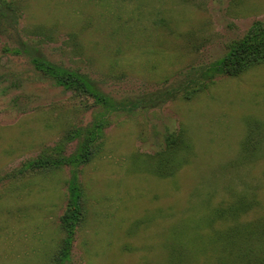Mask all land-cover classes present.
<instances>
[{"label": "rangeland", "instance_id": "obj_1", "mask_svg": "<svg viewBox=\"0 0 264 264\" xmlns=\"http://www.w3.org/2000/svg\"><path fill=\"white\" fill-rule=\"evenodd\" d=\"M7 1L0 0V264L55 262L72 169H17L107 112L84 109L92 99L45 79L34 56L88 75L121 105L106 113L100 151L79 167L87 213L65 264L238 259L237 244H220L226 231L264 225V61L183 94L207 81L204 69L255 22L264 26V0H14L15 19L3 12ZM180 131L191 153L166 176L157 164L167 135ZM76 147L74 140L65 153ZM238 205L245 210L232 222H207L216 209ZM217 252L221 260L212 259Z\"/></svg>", "mask_w": 264, "mask_h": 264}, {"label": "trees", "instance_id": "obj_2", "mask_svg": "<svg viewBox=\"0 0 264 264\" xmlns=\"http://www.w3.org/2000/svg\"><path fill=\"white\" fill-rule=\"evenodd\" d=\"M17 10L15 1L9 0L5 3L3 12L8 11L10 17L15 19L18 14ZM263 61L264 26L258 21L253 24L244 37L230 44L224 57L212 62L204 69L202 75L207 78V81L203 79L199 85L186 88L183 95L185 98H191L196 92L205 88L214 76H236ZM31 64L38 73L53 84L63 87L64 90L70 91L76 97L92 99L91 105L86 103L84 109L89 106L102 107L106 108L108 112L121 108L118 101L101 91L88 75L76 69L60 66L42 56H34L31 59ZM107 112H104L105 117L102 114L89 125L71 127L56 144L45 147L39 156L30 159L17 169L16 174L18 175L40 170L61 169L65 166H70L72 169V175L67 181V205L60 217V226L64 235L53 264H65L70 259L76 231L86 217L84 192L78 176L79 167L93 160L100 151L101 140L104 138V128L110 124L108 115L106 116ZM74 140H77L76 149L66 154L67 145ZM162 153H164V157L157 166H167L166 176L172 174L170 170H173L174 166L185 164L188 161L187 155L191 153V145L184 132L180 131L177 134L167 135L166 145ZM235 208L216 209L207 222L211 225L219 220L232 222L236 216L243 214L241 211L245 210L241 205ZM231 226L233 227L226 231V236L221 238L225 241L221 240L223 242L220 244L226 249L237 244L238 259L233 258L232 264H264V225L237 224ZM210 242L217 246L219 240ZM199 246H201L199 250L203 251L204 244ZM180 254L182 255V252ZM214 254L212 259H222L218 256L219 252Z\"/></svg>", "mask_w": 264, "mask_h": 264}]
</instances>
